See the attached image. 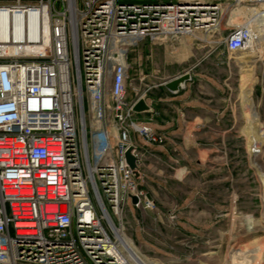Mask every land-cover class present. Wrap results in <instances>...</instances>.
Listing matches in <instances>:
<instances>
[{"label": "built area", "instance_id": "obj_1", "mask_svg": "<svg viewBox=\"0 0 264 264\" xmlns=\"http://www.w3.org/2000/svg\"><path fill=\"white\" fill-rule=\"evenodd\" d=\"M262 1L0 0V264H146L119 240L130 206L156 208L125 153L140 168L143 142L167 136L136 119L129 52L218 32L225 9Z\"/></svg>", "mask_w": 264, "mask_h": 264}, {"label": "crops", "instance_id": "obj_2", "mask_svg": "<svg viewBox=\"0 0 264 264\" xmlns=\"http://www.w3.org/2000/svg\"><path fill=\"white\" fill-rule=\"evenodd\" d=\"M235 11L233 15L247 17ZM250 20L264 24V14H251ZM183 38L173 45L146 40L128 55L129 86L135 93L130 100L142 96L151 107L150 112L136 114V119L151 122L167 136L163 145L142 144L145 155L138 182L156 208L130 206L128 219L137 224L138 218L147 224L162 223L174 215L180 225L192 228L207 225L211 229L221 223L230 230L245 228L248 217L256 218L264 208V156H252L247 147V137L254 147L262 142L264 131L257 125L255 110L250 111L252 79L248 76L254 75L258 54L247 46L240 51V66L233 57L239 52H229L222 42L195 45ZM260 40L264 44V38ZM185 73L190 80L177 93L165 88V82ZM237 77L242 81L239 99L244 122L234 94ZM255 91L262 99L264 88ZM261 105L260 101L257 106ZM253 151L258 152L256 146ZM144 238L154 253L157 249Z\"/></svg>", "mask_w": 264, "mask_h": 264}, {"label": "rangeland", "instance_id": "obj_3", "mask_svg": "<svg viewBox=\"0 0 264 264\" xmlns=\"http://www.w3.org/2000/svg\"><path fill=\"white\" fill-rule=\"evenodd\" d=\"M256 8L264 7V1L258 3ZM246 8L244 6H235L225 9L223 20L221 22V28L218 32L205 35L202 32L196 33L194 36H184L183 40H187L191 44H203V42H223L224 38L229 34V31L239 25L245 23L246 17L243 15H233V11L237 8ZM254 7V8H255ZM233 15V16H232ZM253 28V42L248 46L252 51H255L258 55L256 58V64L252 76H248L252 79V104L257 116V125L260 124L264 129V96L260 97V92H256V89L264 88V44L258 39L257 28H260L264 36V24L252 23ZM169 44H175L176 41H166ZM168 44V45H169ZM172 44V45H173ZM238 53V52H236ZM233 54L235 61L241 66L242 59L241 54ZM240 68V72H241ZM244 73L242 72V78L244 79ZM247 78V77H246ZM234 81V94L238 97L237 105L240 110V116L242 122L245 121L244 112L242 109L243 102L239 99L240 84L238 81ZM130 83L127 85V97L128 99L134 98V92L131 90ZM256 92V93H255ZM257 94L258 98L255 97ZM261 101V107L257 104ZM248 152L252 156L262 155L264 156V131L262 133V142L256 146L258 152H254L255 146L249 144ZM264 158V157H263ZM195 183L198 180L195 179ZM199 195L196 194V197ZM206 197V195H204ZM154 201V200H153ZM140 224L128 219V214L124 218L125 222V234L133 241V243L144 255L147 264H257L256 258L248 257L247 252L251 254L261 253L262 257L260 263L264 264V208L262 213L256 218L248 217L245 228L234 226L230 230V227L224 223L214 226V228L207 225H195L194 230L192 226H182L177 222V219L172 215L167 221L162 223H146V219L138 218ZM145 222V223H144ZM144 239L149 241L153 247L157 250L149 251L151 248L146 245ZM241 246V247H240ZM155 250V249H153Z\"/></svg>", "mask_w": 264, "mask_h": 264}, {"label": "water", "instance_id": "obj_4", "mask_svg": "<svg viewBox=\"0 0 264 264\" xmlns=\"http://www.w3.org/2000/svg\"><path fill=\"white\" fill-rule=\"evenodd\" d=\"M190 80V75L188 73L182 74L179 77L167 81L164 83V86L167 90H169L171 93H177L180 88L184 87L185 83ZM133 111L136 114H141L145 112H150L151 107L146 103V100L144 97H140L136 103L133 106ZM135 147H130L127 152L125 153L126 161L129 165V167L134 171L136 177L140 176V168L138 166V160L135 156ZM132 203H137V198H132Z\"/></svg>", "mask_w": 264, "mask_h": 264}, {"label": "bare ground", "instance_id": "obj_5", "mask_svg": "<svg viewBox=\"0 0 264 264\" xmlns=\"http://www.w3.org/2000/svg\"><path fill=\"white\" fill-rule=\"evenodd\" d=\"M260 8V7H259ZM259 8H254L255 9V11H254V9H251V8H237V9H235L236 11H235V14H244V15H246L247 17H246V20H245V23L246 24H248L250 27V40H249V42H248V45L247 46H250L251 45V43L253 42V28H252V23H253V21H251L250 20V17H251V14H253V15H262V14H264V10H262V9H259ZM234 12V11H233ZM233 16V15H232ZM249 16V17H248ZM264 38V36L262 35V33H260L259 35H258V39L260 40V39H263ZM250 111L251 112H254V108L252 107V108H250ZM123 232V231H122ZM124 233V232H123ZM123 233H121L120 234V236H119V240L121 241V243L123 244V246L129 251V252H131L132 254H135L136 255V261H138V259H140L141 261H143V262H145L146 264H147V262L141 257V254H140V252L137 250V248L134 246V244H133V242L126 236V234H123ZM241 247V246H240ZM248 254H246L247 255V258L249 257L250 259H251V257H253L254 256V258H256V260H258V263L257 264H261L260 262V259H261V257H262V254L261 253H256V254H251L250 252H247ZM139 264V263H138Z\"/></svg>", "mask_w": 264, "mask_h": 264}]
</instances>
